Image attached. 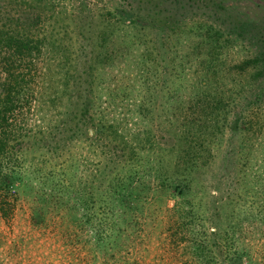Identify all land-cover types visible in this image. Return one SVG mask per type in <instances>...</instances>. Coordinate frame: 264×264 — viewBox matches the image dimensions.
I'll list each match as a JSON object with an SVG mask.
<instances>
[{"label":"rangeland","instance_id":"374dc122","mask_svg":"<svg viewBox=\"0 0 264 264\" xmlns=\"http://www.w3.org/2000/svg\"><path fill=\"white\" fill-rule=\"evenodd\" d=\"M16 2L0 0V28L21 27ZM28 10L40 16V59L50 58L57 90L35 124L57 133L83 103L91 119L87 136L72 120L69 139L24 150L25 167L46 162L0 211V264H264V0H34ZM186 153L195 167H184ZM48 171L68 189L52 201L40 196ZM129 172L185 175L194 224L172 210L182 195L160 187L117 245L98 242L111 222L121 226L107 197Z\"/></svg>","mask_w":264,"mask_h":264},{"label":"trees","instance_id":"16d2710c","mask_svg":"<svg viewBox=\"0 0 264 264\" xmlns=\"http://www.w3.org/2000/svg\"><path fill=\"white\" fill-rule=\"evenodd\" d=\"M16 1L15 6L18 9L14 12V17H11V20L15 21L14 24L21 25V27L6 28L2 26L0 28V211L3 216L9 213L21 189L23 188L25 192L31 188L30 179L38 177L33 172H39L41 166L46 162V160L41 159V164L36 166L29 164L28 168L25 167L23 163L26 162V159L23 160L22 156L24 150L31 147L34 150H39L47 146L48 142L45 141H48L50 136L53 135L58 140L69 139L73 133L67 136L70 129L66 127L70 126L68 123L72 120H74V124L84 127V130L79 132L80 135L87 136L86 122L88 120L86 117L91 119L88 113V103H83L75 109L76 111L73 112L70 118L66 119L67 122L62 119L63 121L59 126H54V129L58 131L57 133L52 132L53 127H49L50 131L48 128L43 130L41 122L35 124L34 119L43 118L40 115V112L43 111V101L48 102L47 106H56L52 95H55L57 90L54 87L51 88L48 82L51 70L50 58L45 55L42 61L40 59L42 54H47V48L45 49V46L42 45L43 43L47 44V42L42 35H39L41 32L37 33L35 31L37 29L35 24L40 16L28 10L32 7V1L34 0ZM4 13L6 12H0V22L6 20V14ZM49 34L52 35L53 33L49 32ZM52 50L54 51V49ZM49 51H51V47ZM252 62H258V58L245 60L243 65ZM53 65L56 68V74L60 72V69L62 71L66 70V64H61L60 61L59 63H53ZM37 78L42 79L40 81L41 85L38 84ZM48 88L49 92H47ZM99 124L100 128L96 130L101 132L105 123L100 121ZM106 127L111 128L113 126L109 124ZM57 139L51 141L53 142V148H51L53 152L60 147L58 143H55ZM199 145L202 148V144ZM121 148V145L117 142L112 147L108 145L107 151L104 153L107 163H112L118 159L117 154H119ZM185 157L184 167L191 166L193 168L199 161L198 157H189V153H186ZM192 168L185 170V173L192 171ZM131 173L133 172H129L122 180L115 176L111 184L114 187H112L113 189L107 197L111 206H114V202L116 204L115 209L119 214L117 218L121 220V226L117 221L111 222L102 233H98L100 235V238L97 237L98 242L100 241L106 246V238L109 237V245L112 248L117 245L118 237L124 233L121 229L131 230L139 215L148 217L147 213L150 212L155 192L160 187H165V190L169 187L182 195L176 201L172 210L180 216L181 225L194 224L193 218L195 216L192 215L191 207L188 209L183 207L187 202L185 199L186 194L189 192V190H184L190 187V180L186 181L185 175L177 174L174 178L160 177L157 182L156 177L152 178L149 174L141 177L136 172H134L135 176ZM47 175L43 178V184L49 191L42 193L40 196L41 200L45 198L52 201L53 198L58 199L63 194V190L68 191V189L53 184L52 171H48ZM135 178L139 181H134ZM148 190L152 192L150 196ZM72 192H74V189H72ZM47 193H49V196L46 195ZM168 210L170 211L169 208ZM247 214H252V212H247ZM259 214L264 221V210L256 213V215ZM182 218H187L189 222L183 223ZM262 226L264 228V223ZM93 229L96 230L95 227ZM238 257L236 256V258Z\"/></svg>","mask_w":264,"mask_h":264}]
</instances>
